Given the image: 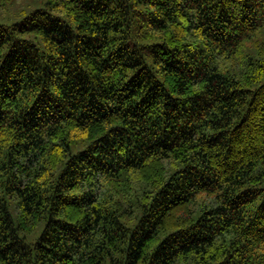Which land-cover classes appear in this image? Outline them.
I'll return each mask as SVG.
<instances>
[{
	"label": "trees",
	"instance_id": "trees-1",
	"mask_svg": "<svg viewBox=\"0 0 264 264\" xmlns=\"http://www.w3.org/2000/svg\"><path fill=\"white\" fill-rule=\"evenodd\" d=\"M0 264H264V0H0Z\"/></svg>",
	"mask_w": 264,
	"mask_h": 264
}]
</instances>
